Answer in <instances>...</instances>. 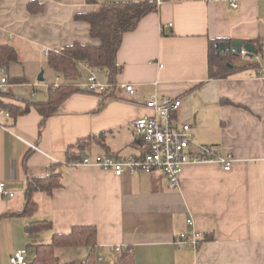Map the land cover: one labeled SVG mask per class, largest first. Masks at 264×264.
I'll use <instances>...</instances> for the list:
<instances>
[{"label":"crops","instance_id":"crops-1","mask_svg":"<svg viewBox=\"0 0 264 264\" xmlns=\"http://www.w3.org/2000/svg\"><path fill=\"white\" fill-rule=\"evenodd\" d=\"M92 1L0 0V45L11 46L18 56L5 66L11 84L4 102L22 108L26 101L46 102L56 83L46 52L75 43L100 45L78 15L97 12L104 3L158 6L124 35L117 53L123 70L116 82L134 84V99L91 94L87 80L80 79V91L45 120L35 108L0 115V180L14 194L0 196V264H11L17 251L33 264L38 244L82 226L97 229L96 264H264V75L259 65L223 79L209 75L210 41H254L264 47V0H238L236 9L215 0ZM260 56L264 62V48ZM79 69L88 77L99 75L84 63ZM24 87L30 97L14 94ZM154 95L180 100L175 121L192 126L197 144L233 155V168L188 165L173 189L159 170L118 177L70 165L79 157L143 155L133 122L150 114L145 105ZM49 176L59 186L34 192L35 207L28 208L29 180ZM44 221L49 226L32 239L28 225ZM193 229L203 237L199 249L175 244ZM90 253L87 247L55 250L62 264H85Z\"/></svg>","mask_w":264,"mask_h":264},{"label":"trees","instance_id":"trees-1","mask_svg":"<svg viewBox=\"0 0 264 264\" xmlns=\"http://www.w3.org/2000/svg\"><path fill=\"white\" fill-rule=\"evenodd\" d=\"M87 2L91 4L93 1L87 0ZM157 11L158 6L155 2H116L101 4L97 12L78 15L77 20L90 25V35L93 39L99 40L100 45L95 47L75 43L60 51L51 52L48 57V65L57 76L64 79V82L60 83L58 87H55V84L50 87L48 100L46 102L26 101L25 108H22L4 102V99L9 96V92L0 91V108L7 109L10 115L11 113L16 115L26 114L30 112L31 108H35L44 117V120L59 113L60 107L65 100L73 93L80 91L78 81L83 74L79 69V64L82 63L87 64L92 70H97L99 76L105 79L107 83H117L116 77L122 73L123 67L118 65L116 57L124 35L134 31L144 17ZM220 43V40L210 41V78L223 79L235 70L258 68V64L250 56L243 59L240 54H233L232 52L220 53ZM250 43H254L253 45L258 51V55H261L264 47L258 42L250 41ZM17 61L18 56L14 48L8 45H0V68ZM228 65H232V68H229ZM8 79L9 84H11L10 78ZM14 81L18 80H13L12 82ZM23 81L25 80H21V82ZM116 94L117 91L114 90L106 95L116 97ZM84 143V141L79 142L78 147L81 146L82 148ZM79 158L71 159L70 163ZM58 186L57 178L54 176L30 179L26 190L28 208L35 207L32 202V194L34 192H51ZM48 224L46 221L30 223L27 227L28 233L32 239H36L40 232L49 226ZM60 247L90 248L91 253L85 264H96V227H75L70 233L54 235L50 244H38L33 264H62L55 254V250Z\"/></svg>","mask_w":264,"mask_h":264},{"label":"built area","instance_id":"built-area-1","mask_svg":"<svg viewBox=\"0 0 264 264\" xmlns=\"http://www.w3.org/2000/svg\"><path fill=\"white\" fill-rule=\"evenodd\" d=\"M226 1L232 8L239 7L238 0H215ZM49 55V53H45ZM242 58H247L249 53L242 50ZM259 65V74L264 75V62L260 55L251 57ZM86 68H89L85 64ZM0 91L9 92L10 84L8 69L0 68ZM61 77L58 76L55 87H58ZM86 90L94 95H106L117 91L126 100H132L137 96V88L131 83L110 84L104 82L101 77L91 72L87 79ZM36 93L34 87L33 94ZM146 109L150 112L133 122L136 136L145 145V152L141 156L117 157L112 155L81 158L70 163L74 168L95 167L103 171L112 172L115 176H122L125 172L144 171L147 173L159 170L164 173L171 188L180 186V177L188 165L204 164L219 165L225 171H230L235 163L231 154H225L211 145H201L195 142L193 128L189 124H180L175 121V115L181 106L180 100L159 99L151 96L146 102ZM0 115L10 117V113L1 110ZM36 149V147H34ZM37 150V149H36ZM0 196L14 197L13 193L7 191V184L0 180ZM193 226L192 220L188 221ZM203 237L196 230L190 233H181L175 240L180 248L188 247L193 250L200 248ZM117 252L122 248L118 247ZM11 264H29L24 251H17L10 257Z\"/></svg>","mask_w":264,"mask_h":264},{"label":"water","instance_id":"water-1","mask_svg":"<svg viewBox=\"0 0 264 264\" xmlns=\"http://www.w3.org/2000/svg\"><path fill=\"white\" fill-rule=\"evenodd\" d=\"M220 53L224 54L227 52H232L233 54H240L242 50H246L249 53L250 57H253L258 54V51L256 50L255 46L251 43H246L243 40H237L232 42H223L220 43ZM229 68H232V65H228ZM43 75L44 73L41 72L38 80L43 81Z\"/></svg>","mask_w":264,"mask_h":264},{"label":"rangeland","instance_id":"rangeland-1","mask_svg":"<svg viewBox=\"0 0 264 264\" xmlns=\"http://www.w3.org/2000/svg\"><path fill=\"white\" fill-rule=\"evenodd\" d=\"M87 78H88V76H87L86 74H83V76H82L81 79H82L83 81H86ZM0 80H1V78H0ZM29 91H30V89H28L27 87H24V88H22V90L19 91V92L15 91L14 94H15V95H19V96L25 98V97H30Z\"/></svg>","mask_w":264,"mask_h":264}]
</instances>
